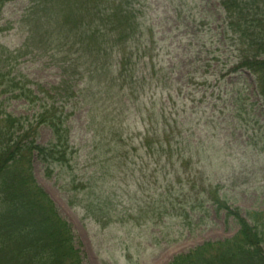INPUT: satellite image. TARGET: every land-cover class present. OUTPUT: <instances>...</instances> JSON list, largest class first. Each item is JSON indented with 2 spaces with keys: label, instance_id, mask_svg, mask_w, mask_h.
Here are the masks:
<instances>
[{
  "label": "trees",
  "instance_id": "1",
  "mask_svg": "<svg viewBox=\"0 0 264 264\" xmlns=\"http://www.w3.org/2000/svg\"><path fill=\"white\" fill-rule=\"evenodd\" d=\"M9 1L0 0V14ZM219 1L225 13V36L238 41L244 50L223 68L226 79L214 75L216 88L204 87L199 89L200 97L184 95L181 98L180 90L175 88L178 75H171L174 67L160 66L157 72L152 58L149 57L148 64L145 52L136 45L139 12L135 0H34L23 16V27L27 28L28 35L25 43L27 47L38 46V49L51 50L61 56L63 77L59 85L49 88L39 83L32 85L27 77L5 65V53L0 50V264H83L70 224L35 179L32 168L35 159L45 166L47 178L71 173V204L80 206L97 222L109 224L113 223V217L106 206L115 196L113 188L120 187L109 184L107 171H112L110 166L115 165L114 176L128 168L126 160L129 161L130 153L127 149L139 154L140 146L152 152L148 141L157 136L162 156L171 160L177 146L175 153L177 161H181L180 170L185 169L190 163L186 161V155L189 156L186 149H196L201 154L199 149L207 151L205 145L211 146L217 141L206 133L210 119L204 122L203 117H198V114L203 116L198 106L206 103L208 95L214 113L210 118L219 129L226 130L231 125V115L225 117L231 102L233 113L251 112L256 124L262 121L264 0ZM249 10L260 17L250 28L244 29L239 20H245ZM113 54L117 55L115 62L111 60ZM202 69L198 67L186 73L189 85L195 81L209 83ZM200 71L202 77H197ZM87 75L89 79L85 81ZM249 76L254 78L251 84ZM103 78L108 80L105 85ZM96 81L101 84L100 88ZM160 83L167 88H161L159 98L149 96V92L159 89ZM94 85L100 95L107 93L111 105L115 104L114 98L119 102L118 109L105 115V122H102L110 134L116 132L112 141L97 122L90 129L92 135L88 144V156L92 155L97 162L86 166L90 159L87 157L84 167L80 168L78 162L82 156H79L80 149L71 145L66 110L72 99L79 98L84 91L89 93ZM102 86L106 92H102ZM242 96H249L247 99H253L254 103L244 106ZM58 98L61 101L57 103ZM17 106L33 111V115H17ZM255 106H258V116ZM141 123L146 132L137 146L131 142L132 132ZM216 126L213 128L218 129ZM186 128H191L189 132L197 130V133L187 135ZM41 129L51 132V139L45 145L38 143ZM196 134L198 148L191 140ZM111 147H115L113 154L117 158L114 160L118 159V163L111 162ZM90 166L95 169H89ZM196 178L190 177L189 189L182 187L178 191L175 180L169 179L167 193L170 195L166 202L155 198L146 211L157 213L161 220L179 217L182 213L188 219L193 217L200 221L204 212H223L239 229L232 238L201 244L189 253L178 255L171 264H264V212L251 211L244 215L240 209L229 206L217 188L211 191V185L198 187L194 182ZM180 181L181 175L177 182L180 184ZM203 190L205 201L200 199ZM209 205L211 208L207 207Z\"/></svg>",
  "mask_w": 264,
  "mask_h": 264
},
{
  "label": "rangeland",
  "instance_id": "2",
  "mask_svg": "<svg viewBox=\"0 0 264 264\" xmlns=\"http://www.w3.org/2000/svg\"><path fill=\"white\" fill-rule=\"evenodd\" d=\"M33 3L34 0H10L2 10L0 50L5 53V65L12 67L18 75L27 77L33 82L32 85L39 83L49 88L59 85L63 77V60L51 50L38 49V46L27 47L25 42L28 35L27 28L23 27V16ZM134 5L139 12L136 45L140 51L145 52V61L148 64L149 57L152 58L157 72L161 70L160 66L174 67L171 75H178L175 88L178 92L180 90L181 98H184V95L199 96V89L204 87L209 90L216 88L214 75L219 74V78L223 76L226 79V70L222 72L223 68L235 61L238 53L244 50L238 41L236 45L235 39L229 35L225 36V13L219 0H135ZM246 13V19L239 20L244 29L250 28L255 24L253 21L260 17L251 10ZM116 56L113 54L112 62L116 61ZM198 67L203 68V75L209 79V83L205 85L195 81L191 82L190 86L185 77L186 73ZM166 72L169 73L170 70L167 69ZM202 72L200 71L197 77H202ZM85 78V81L89 79L88 75ZM156 78L155 75V85ZM245 78L247 80V77ZM253 79L249 76L248 83L251 84ZM102 83L105 85L108 80L103 78ZM97 84L100 88L101 84ZM162 87L167 88L160 83L159 89L155 88L156 90H152L148 95L159 98ZM101 89L102 92L107 91L104 86ZM84 92L79 98L72 99L66 110V114H69L71 145L80 149L79 156H82L78 162L80 168L84 167L83 162L87 157L92 158V162L87 159L86 166L97 162L92 155L88 156V144L92 135L90 129L95 127L97 122L106 136L114 140L113 134L116 130L110 134L102 122H105L103 117L118 109L119 104L117 98H114L115 104L111 105L107 93L100 95L95 85L89 93ZM206 97V103L198 106L203 116L198 114V117H203L204 122L210 119L211 124L208 125L206 133L217 141L211 146L205 145L207 151L199 149L201 154L197 153L196 149H186L189 150L186 161H190V167L188 165L180 170L181 161H177L178 154L175 153L177 146L171 160H168V156H162L157 136L148 141L152 152H149V148L147 150L138 146L146 132L144 123L132 132L131 142L137 143L139 154L127 149L130 153L129 161L126 160L128 168L122 174L114 176L113 172L117 171L115 165L110 166L112 171H107L110 174L107 178L111 182L109 184L120 187L116 190L113 188L115 196L112 197L111 204L106 206L107 210L111 211L113 223L97 222L80 206L71 204V173L47 178L45 166L37 159L34 160L32 168L35 179L49 195L55 209L70 224L83 264H171L175 257L189 253L201 244L224 241L237 234L238 226L223 212H204L200 221L194 220L193 217L188 219L182 213L179 217L161 220L157 213L146 211L155 198L166 202L170 195L167 193L169 179L175 180V190L178 191L182 187L189 189L192 185L188 182L190 177L197 176L194 182L198 187L204 184L208 188L211 185V191L217 188L228 205L240 209L244 215L251 211L264 212V117L256 124L251 112L243 115L239 111L233 113L231 102L225 114V117L231 115V125L226 130L219 129L210 118L214 115L212 102L209 95ZM248 97L242 96L244 106L254 103V100H248ZM60 101V98L56 100L57 103ZM189 108L194 109L192 106ZM254 108L258 116V106ZM16 113L29 117L33 115V111L29 112L20 106H17ZM215 126L218 129H214ZM190 129H184L187 135L197 133L194 129L189 132ZM50 135V131L41 129L39 145H45L51 139ZM175 135L177 137L176 131ZM129 137L130 135V144ZM191 140L194 145L198 144V148V134L192 135ZM111 148V162L118 163V159L114 160L117 158L113 154L115 147ZM132 162L137 164H131ZM91 168L92 166L89 167ZM180 175L179 184L177 181ZM200 199L206 200L204 190ZM207 207L211 208L210 205Z\"/></svg>",
  "mask_w": 264,
  "mask_h": 264
}]
</instances>
